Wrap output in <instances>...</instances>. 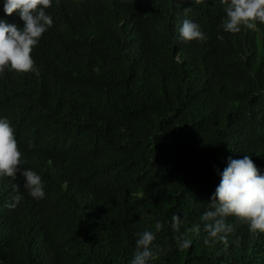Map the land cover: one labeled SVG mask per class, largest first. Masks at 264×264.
<instances>
[{"label":"trees","instance_id":"trees-1","mask_svg":"<svg viewBox=\"0 0 264 264\" xmlns=\"http://www.w3.org/2000/svg\"><path fill=\"white\" fill-rule=\"evenodd\" d=\"M225 7L54 0L35 71L0 75V116L45 185L35 200L0 177V264H129L145 230L166 250L151 264H264V233L229 216L228 246L206 244L201 221L229 157L264 173V24L225 32ZM0 18L23 27L2 0ZM185 19L206 39L182 41Z\"/></svg>","mask_w":264,"mask_h":264},{"label":"clouds","instance_id":"clouds-1","mask_svg":"<svg viewBox=\"0 0 264 264\" xmlns=\"http://www.w3.org/2000/svg\"><path fill=\"white\" fill-rule=\"evenodd\" d=\"M54 0H2L3 12L11 16L16 12L23 21V27L8 23L0 18V75L6 70L18 73L35 71V61L31 56L39 44L42 35L53 26V18L46 11L53 6ZM225 7V16L220 27L225 32L239 33L242 28L255 29L257 23L264 24V0H220ZM179 38L184 42L206 39L200 25L190 19L183 20L179 27ZM32 145H30L31 147ZM26 161L18 147L15 128L12 122L0 116V177L23 178V188L35 200L45 197L44 181L36 171L24 168ZM220 182L207 203L208 208L202 214L205 243L216 241L228 246V237L235 231L227 217H236L248 225L253 233H264V173L257 168L250 155L233 159L229 157L223 171H218ZM20 196L14 197L15 207ZM182 218L177 214L171 217V228L179 233ZM163 225L157 221L156 232ZM195 225L190 231L200 232ZM135 249L129 264H151L158 254L165 252L156 244V234L145 230L135 233ZM178 251L188 249L192 240L184 234L175 237Z\"/></svg>","mask_w":264,"mask_h":264}]
</instances>
